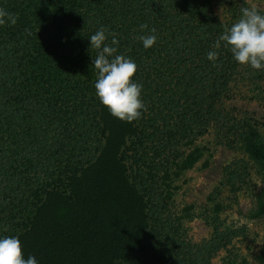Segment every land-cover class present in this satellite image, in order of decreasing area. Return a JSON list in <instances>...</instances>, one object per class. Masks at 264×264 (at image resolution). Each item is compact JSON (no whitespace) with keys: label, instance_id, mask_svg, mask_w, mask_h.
<instances>
[{"label":"trees","instance_id":"16d2710c","mask_svg":"<svg viewBox=\"0 0 264 264\" xmlns=\"http://www.w3.org/2000/svg\"><path fill=\"white\" fill-rule=\"evenodd\" d=\"M0 8L18 17L0 25V238L18 237L38 264H209L230 235L215 228L193 244L178 222L177 234L164 229L135 147L148 140L160 154L177 145L178 175L200 156L182 148L213 126L264 179V141L222 106L240 69L253 82L264 78L223 42L212 47L232 24L217 20L212 0H0ZM101 27L116 34V54L137 65L132 79L147 110L132 123L95 95L90 37ZM152 28L156 43L145 49L138 37ZM256 213H264V188Z\"/></svg>","mask_w":264,"mask_h":264},{"label":"rangeland","instance_id":"374dc122","mask_svg":"<svg viewBox=\"0 0 264 264\" xmlns=\"http://www.w3.org/2000/svg\"><path fill=\"white\" fill-rule=\"evenodd\" d=\"M253 4L264 11V0H212V11L219 22L233 24L240 18L241 8ZM222 106L232 118L254 127L264 141V78L253 82L240 69L229 84ZM143 143L144 149L135 147L141 160L136 172L156 191L150 194L163 228L177 234L178 222L183 237L193 244L209 239L215 228L230 235V242L213 255L209 264H264V257H259L264 254V213H256L264 179L240 145L227 147L223 135L209 126L190 148H182L185 153L195 148L200 156L177 175L173 166L177 145L158 154V146L154 148L148 140ZM131 160L128 172L133 174ZM230 176L232 185L227 183Z\"/></svg>","mask_w":264,"mask_h":264},{"label":"clouds","instance_id":"9594fccd","mask_svg":"<svg viewBox=\"0 0 264 264\" xmlns=\"http://www.w3.org/2000/svg\"><path fill=\"white\" fill-rule=\"evenodd\" d=\"M17 15L0 8V25H15ZM147 24H141L140 29H147ZM155 28L149 35H141L138 39L145 49L156 43ZM107 33V35H106ZM108 35L112 36L110 44H106ZM115 33L101 27L90 37V47L97 51L93 61L97 71L94 84L95 95L109 113L122 122L132 123L141 118V110L146 106L141 99L142 85L133 82L137 65L131 59L117 53L119 41ZM223 47L229 49L235 62L250 66L254 70H264V11L257 4L241 8L240 18L230 27H225L223 34L213 44L214 49ZM217 51H209L207 59L215 62ZM213 66H216L213 63ZM0 264H38L34 256L25 258L18 237L0 238Z\"/></svg>","mask_w":264,"mask_h":264}]
</instances>
